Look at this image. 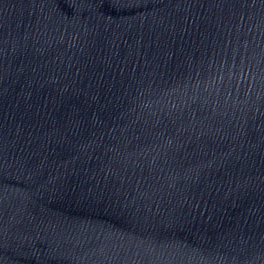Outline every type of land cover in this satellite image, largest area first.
I'll use <instances>...</instances> for the list:
<instances>
[{"label": "water", "instance_id": "water-1", "mask_svg": "<svg viewBox=\"0 0 264 264\" xmlns=\"http://www.w3.org/2000/svg\"><path fill=\"white\" fill-rule=\"evenodd\" d=\"M0 264H264V0H0Z\"/></svg>", "mask_w": 264, "mask_h": 264}]
</instances>
